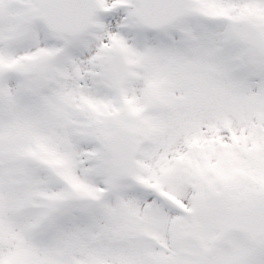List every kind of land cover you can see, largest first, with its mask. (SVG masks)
<instances>
[{
  "label": "snow or ice",
  "instance_id": "6c2138e0",
  "mask_svg": "<svg viewBox=\"0 0 264 264\" xmlns=\"http://www.w3.org/2000/svg\"><path fill=\"white\" fill-rule=\"evenodd\" d=\"M0 264H264V0H0Z\"/></svg>",
  "mask_w": 264,
  "mask_h": 264
}]
</instances>
